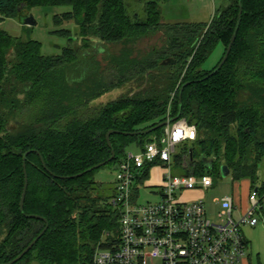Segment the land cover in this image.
Here are the masks:
<instances>
[{
	"label": "trees",
	"instance_id": "16d2710c",
	"mask_svg": "<svg viewBox=\"0 0 264 264\" xmlns=\"http://www.w3.org/2000/svg\"><path fill=\"white\" fill-rule=\"evenodd\" d=\"M144 1L142 20L128 14L124 0H0V24L34 8L68 7L61 18L74 22L81 40L61 55L45 56L40 42L0 29V264L15 260L47 223L44 236L16 264H93L105 236L114 240L118 234L119 215L111 203L115 196L98 192L101 184L94 175L100 169L74 177L111 158L110 131L119 132L110 139L116 158L105 167L120 164L130 147L143 150L153 136L163 135L166 128L149 136L129 134L175 118L186 84L181 119L196 128L197 139L181 146L176 166L199 176L221 174L226 166L235 181L259 186L264 162V0H241L236 42L226 64L209 79L218 66L208 71L204 65L219 45L225 56L240 0L223 2L208 24L166 23L161 5L169 0ZM66 31L55 33L64 36ZM157 34L162 46L144 57H134L126 46ZM115 44L125 46L119 55L110 52ZM125 88L119 99L96 104ZM26 152L31 153L23 215ZM202 158L213 160L210 170ZM152 168H146L147 176ZM140 182L145 185L144 179Z\"/></svg>",
	"mask_w": 264,
	"mask_h": 264
},
{
	"label": "built area",
	"instance_id": "2783aa9c",
	"mask_svg": "<svg viewBox=\"0 0 264 264\" xmlns=\"http://www.w3.org/2000/svg\"><path fill=\"white\" fill-rule=\"evenodd\" d=\"M196 139V128L181 119L137 154H126L111 202L119 215L118 234L114 240L110 234L105 236L95 250L93 264H244L249 246L243 228L264 226V186L251 189L247 209L238 208V220L232 196L216 201L222 208L221 222L210 220L203 199L188 202L182 195L212 189L215 176L172 177L177 149ZM148 166L162 168L163 174L156 186L158 201L142 205L137 203V192L143 186L140 180L145 184L150 180Z\"/></svg>",
	"mask_w": 264,
	"mask_h": 264
},
{
	"label": "rangeland",
	"instance_id": "374dc122",
	"mask_svg": "<svg viewBox=\"0 0 264 264\" xmlns=\"http://www.w3.org/2000/svg\"><path fill=\"white\" fill-rule=\"evenodd\" d=\"M225 1L226 0H219L215 2H212L211 0H169L167 3H163L161 5L162 18L164 22L171 24H208L211 22L216 11H218V9L222 6L223 2ZM124 3L127 8L128 14L132 18L136 17L137 15L139 19H145L144 0H124ZM70 10L71 9L68 7L34 8L23 16L31 15L37 23V26H22V23L18 18L4 20L0 24V29L7 32L13 37H20L24 40L31 39L40 42L42 45V54L45 56H58L62 54L63 49L70 45L72 47L81 45V40L78 37L77 26L74 24L73 21L66 22L61 18L64 13ZM57 19L59 21V25L56 24ZM60 30H68L69 32H71V34L67 31V34L64 33V36L55 33ZM69 38L70 41L68 40ZM126 46L132 51L134 57L141 58L146 56L154 49L160 48L162 46V35L157 34L154 36H149L138 41L136 44L129 43ZM124 47L125 46L122 44H115L110 48V52L112 54L119 55L124 49ZM223 56L224 47L223 45H219L205 63L204 69L208 71L215 69L222 62L224 58ZM98 59L102 60L101 55L98 56ZM126 92V88L122 90L113 91L98 100L96 104H107L109 102L115 101ZM153 137L151 139H153ZM181 149L182 147L180 146L177 149V153L180 152ZM138 150L139 149L137 147L132 146L127 150V153L137 154L139 152ZM120 164H113L107 166L95 173L94 178L96 182L101 184V188L98 192H100L103 197L109 198L116 195V176L118 174ZM173 164L174 165L172 166V177H183L186 175L180 167L176 166L175 162ZM258 179L259 182L257 185H261L264 180V162L259 167ZM214 180V187L205 191L200 199H203L205 203V210L209 219L214 222H221L218 216L219 213L222 211V208L219 203H216V201H220L228 196H237L238 193L243 192L245 190L246 185L243 183L242 180L235 181L232 175L228 176L227 178H223L221 174H215ZM158 190V187L151 186V182L150 184H145L142 187H139V190L137 192V203L146 205L157 202L158 197L155 195V193ZM176 195L179 197L181 193H177ZM234 218L235 220H237V216L235 215V213ZM256 228L258 230H264V226L262 225ZM245 231L246 230L243 228V234H245Z\"/></svg>",
	"mask_w": 264,
	"mask_h": 264
},
{
	"label": "water",
	"instance_id": "95a60500",
	"mask_svg": "<svg viewBox=\"0 0 264 264\" xmlns=\"http://www.w3.org/2000/svg\"><path fill=\"white\" fill-rule=\"evenodd\" d=\"M242 15H243V5H242V2L240 0V13H239V19H238V23H237V26H236V29L234 31V34L231 38V41H230V44L227 48V51H226V54L222 60V62L219 64V66L206 78V79H209L213 76H215L222 68L223 66L226 64L230 54H231V51L233 49V46L236 42V39H237V36H238V32H239V29H240V26H241V22H242ZM22 25L23 26H27V27H35L37 26V23L35 22L34 18L31 16V15H28V16H22L19 18ZM189 85V84H186L184 85L181 90H180V96H179V112L177 114V116L175 118H171L155 127H152V128H149L147 130H144V131H140V132H136V133H132V134H129L131 136H149L157 131H159L160 129H163V128H167V127H170L171 125L173 124H176L182 117V94H183V91L185 89V87ZM113 134H119V132L117 131H110L108 134H107V142H108V145L109 147L111 148V151H112V156L111 158L105 162V163H102V164H99L93 168H91L90 170H88L87 172L79 175V176H75L74 178H77V177H81L83 176L84 174H87L89 172H93V171H96L98 169H101L103 167H105L106 165H108L109 163L113 162L116 158V153L113 149V145L110 141L111 139V136ZM31 152H26L24 154V158H23V169H24V175H25V186H24V191H23V195H22V198H21V203H20V211L21 213L24 215L25 212H24V205H25V200H26V196H27V191H28V187H29V179H28V173H27V165H26V162H27V157L29 156ZM37 153V152H36ZM192 153V151L190 152ZM39 154V153H38ZM40 155V154H39ZM41 160H42V163H43V166L45 168V163H44V160L43 158L40 156ZM202 161L205 165V167L207 169H211L212 168V165H213V160H210V159H205V158H202ZM221 176L223 178H227L228 176H230V170L228 167L226 166H223L221 168ZM26 217L28 219H36V220H43L45 221L42 217L40 216H35V215H26ZM47 223V221H45ZM48 230V223L46 225V228L43 230V232L15 259L13 260L12 262L10 263H7V264H16L18 262H20L33 248L34 246L37 244V242L44 236V234L47 232Z\"/></svg>",
	"mask_w": 264,
	"mask_h": 264
},
{
	"label": "crops",
	"instance_id": "0c3cea01",
	"mask_svg": "<svg viewBox=\"0 0 264 264\" xmlns=\"http://www.w3.org/2000/svg\"><path fill=\"white\" fill-rule=\"evenodd\" d=\"M162 174V168L153 167L150 170V180L147 184H150L151 182V186H159L161 184ZM243 183L246 185L245 190L243 192L238 193L237 196L233 197L236 205L235 215L237 216V220L241 216V213L238 208H241V210L247 209L248 197L252 189V184L249 180H243ZM202 195L203 192L201 191H192L183 194L182 199L190 202L200 199ZM244 229L247 232L245 231V234L243 235H245L244 237L248 242L249 246L248 254L244 260V264H264V230H258L257 228H251L249 226H245Z\"/></svg>",
	"mask_w": 264,
	"mask_h": 264
}]
</instances>
